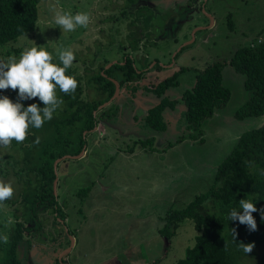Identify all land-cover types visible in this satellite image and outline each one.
<instances>
[{
  "label": "rangeland",
  "instance_id": "1",
  "mask_svg": "<svg viewBox=\"0 0 264 264\" xmlns=\"http://www.w3.org/2000/svg\"><path fill=\"white\" fill-rule=\"evenodd\" d=\"M127 1L43 0L36 31L2 50L0 60H6L12 55L19 58L25 48L44 46L53 54L54 63H59L56 50L70 47L76 55L70 70L83 78L86 101L100 98L88 87L85 75L90 69L97 71L104 59L111 61L108 68L122 60L124 53H131L143 74L142 87L156 85L181 68L186 69L179 77L180 86L164 95L178 101L175 111L165 112L169 123L166 133L146 126L148 111L162 98L145 88L133 96L124 92L123 87L112 103L100 108L97 130L84 132L87 145L83 156L61 158L58 162V202L68 226L63 230L52 213H41L39 220L44 228L26 235L27 242L20 249L22 264H177L200 233L193 220L187 219L176 231L168 232L171 239L162 236L168 210L182 209L206 192L214 182L218 165L236 146L241 134L264 126V117L235 119L249 93L244 88L245 76L229 66L224 70V83L231 90L232 99L205 126V143L187 141L169 147L185 132L183 96L194 86L196 70L230 60L239 48L260 42L264 37L259 38L264 29V0H133L130 4ZM139 7H150L155 15L150 25L144 16L137 23L143 31L144 25L153 28L147 30L151 32V40L144 39L139 51L133 52L127 27L134 17L130 15L127 20L128 15L123 17L122 13L127 9L134 16ZM57 11L87 12L91 23L74 32H63L54 23ZM111 17L116 19L107 21ZM38 99L20 103L26 107ZM112 111L117 114L114 120L102 118ZM152 137L156 139L157 152L140 145L134 148L135 141ZM9 153L8 147H2L0 161ZM16 159L18 164L14 159H4V173L0 175V180L13 185V200L18 197L20 175L25 174L20 173V157ZM86 187H92V191L84 202L78 192ZM19 206L0 205V236L9 238L16 224L14 207ZM38 227L31 223L26 231L33 232ZM68 232L71 239L65 236ZM263 255L264 245L254 247L241 263L260 264Z\"/></svg>",
  "mask_w": 264,
  "mask_h": 264
},
{
  "label": "trees",
  "instance_id": "2",
  "mask_svg": "<svg viewBox=\"0 0 264 264\" xmlns=\"http://www.w3.org/2000/svg\"><path fill=\"white\" fill-rule=\"evenodd\" d=\"M132 1L128 0L127 3L130 4ZM42 2L43 0H0V56L6 46L36 31ZM127 9L122 14L123 17L128 15L127 20H130V15L134 17L129 21L127 28L130 31L129 46L136 52L139 51L144 39L151 40V32L148 33L147 30L153 28V25L146 27L143 24V31L137 23H141L140 19L144 16L148 22L150 21V25L152 15L155 14L150 7L137 8L134 16L132 11L128 13ZM115 19L111 17L107 21L112 22ZM263 36L264 29L260 32L259 38ZM130 54L124 53L123 59L110 64V68L106 66L111 61L104 59L97 71L90 69L87 72L86 83L97 92L99 100H84L83 78L68 69L66 74L74 76L79 82L76 92L73 95L58 92V97L64 103L54 113L53 119L46 121L40 129L32 128L23 143L17 144L13 141L8 147L10 153L1 157V176L4 173L2 161L14 159L18 164L17 156L20 157L22 164L20 173L25 174L20 175L17 199L4 202L10 206L15 204L20 206L14 207L13 216L17 220V225L10 231L8 242L0 240V264H22L19 256L25 242V230L29 229L28 224L31 223L39 225L34 229V233L43 227L42 221L39 220L41 213L49 210L52 214L57 213L54 216L56 219H65L58 196L54 192V182L57 178L55 162L65 155L78 156L82 153L87 145L84 132H92L98 126L97 112L115 95L116 83L120 85V89L125 87L133 96L145 88L158 98H162L158 105L148 111L145 122L146 126L154 131L166 133L169 130L165 112L167 109L175 111L178 101L164 95L167 91L180 86L179 77L186 69L181 68L156 85L142 87L140 82L143 77L142 71L135 65L136 60ZM229 66L237 74L245 76L244 88L249 93L248 100L236 111L235 119L244 121L264 117L263 37L261 42L239 48L230 60L217 61L200 71L196 70V82L183 96L186 107L183 114L185 132L174 144L169 145L170 148L187 141L199 145L205 143V126L214 118L216 112L225 109L232 99V92L224 83V70ZM17 93L18 90H0V96L6 95L14 102H21L17 98ZM35 104L44 107L39 99ZM116 117L114 111L102 116L108 121ZM66 130H70L67 135ZM37 137L40 139L39 144L35 143ZM155 141L153 137L137 140L134 142V148L140 145L154 153L158 151ZM1 148L2 146L0 152ZM133 150L130 148L131 152H134ZM91 191L92 187L83 188L79 190L78 196L85 202ZM242 199L251 200L258 209L253 213L257 222L256 231H250L248 226L240 224L238 220L228 219L233 209L240 210L239 201ZM261 209H264V126L241 134L236 146L218 165L214 182L209 189L198 195L186 207L169 209L164 218L167 227L160 233L171 239L172 236L168 232L173 231L170 230L176 231L179 224L192 219L200 235L196 238L194 246L186 251L185 258L177 264H242L241 261L248 254L243 251L240 243L254 244L255 247L264 245V218L259 211ZM233 229L236 231V239ZM260 264H264V255L260 259Z\"/></svg>",
  "mask_w": 264,
  "mask_h": 264
},
{
  "label": "clouds",
  "instance_id": "3",
  "mask_svg": "<svg viewBox=\"0 0 264 264\" xmlns=\"http://www.w3.org/2000/svg\"><path fill=\"white\" fill-rule=\"evenodd\" d=\"M54 23L63 32H74L78 27L86 28L91 23V16L87 12L73 14L57 11ZM56 51L59 63H54L53 54L44 46L25 48L19 58L12 55L0 60V90H18L19 101L39 98L44 105L41 108L39 104L33 103L25 108L22 103L13 102L6 95L0 96V146L9 147L13 141L23 143L32 128H42L63 105L64 101L58 97V92L66 95L76 92L79 82L74 76L66 74L73 66L76 55L70 47L58 48ZM35 143H40L39 137ZM14 194L13 185L0 180V205L12 199ZM239 207L240 210L233 209L230 212L228 219L238 220L240 224L248 226L250 231H256L257 222L253 216L258 211L256 205L249 199H242ZM259 211L264 218V209ZM232 232L236 239L235 229ZM0 240L7 243L8 237L0 236ZM240 245L248 255L255 247L254 244Z\"/></svg>",
  "mask_w": 264,
  "mask_h": 264
},
{
  "label": "water",
  "instance_id": "4",
  "mask_svg": "<svg viewBox=\"0 0 264 264\" xmlns=\"http://www.w3.org/2000/svg\"><path fill=\"white\" fill-rule=\"evenodd\" d=\"M213 21V20H212ZM110 67H111V65H110ZM110 67H108V68H110ZM116 87H117V89H116V92H115V95L113 96V98L109 101V102H107V103H105L104 105H102L100 108L101 109H103V108H105V107H107L110 103H112L117 97H118V95L120 94V91H121V89H120V85L118 84V83H116ZM97 128V127H96ZM95 128V130H97ZM85 151H86V147L83 149V151H82V153L80 154V155H78V156H65V157H63L62 159H68V158H72V159H75V158H78V157H81V156H83V154L85 153ZM62 159H59V160H57L56 162H55V165H54V169H55V174H56V176L58 177V174H57V168H58V162L59 161H61ZM57 181H58V179L56 178V180H55V183H54V192H55V194L57 195ZM73 243H75V240L73 239ZM74 245V244H73ZM71 249V248H70ZM66 253H68V251L66 250Z\"/></svg>",
  "mask_w": 264,
  "mask_h": 264
},
{
  "label": "flooded vegetation",
  "instance_id": "5",
  "mask_svg": "<svg viewBox=\"0 0 264 264\" xmlns=\"http://www.w3.org/2000/svg\"><path fill=\"white\" fill-rule=\"evenodd\" d=\"M58 196V195H57ZM58 200H59V198H58ZM62 209H63V207H62ZM63 212H64V210H63ZM44 213H50V211L48 210V212L47 211H45ZM52 215H54V216H56L57 215V213H53ZM15 220H16V218H15ZM56 223L57 224H59V228H63V230L64 229H66V227L68 226V225H66V218L63 220V219H61V218H57L56 219ZM16 225H17V220H16V224H15V227H16ZM14 227V228H15ZM56 231L58 232V230L56 229ZM28 233H30V235H31V233H34V231L33 232H29L28 231ZM28 233H27V231L25 230V234H24V238H25V242H24V244L27 242L26 241V235H28ZM35 235V234H34ZM64 235H65V233H64ZM65 236H67V237H69L70 239H71V235H70V233L68 232V233H66V235ZM30 241V240H29ZM27 245V244H26ZM25 246V245H24ZM68 251V250H67ZM66 253V252H65ZM63 254L62 255V257H64L66 254ZM69 253V252H68ZM20 257V256H19ZM20 259H21V257H20ZM21 261H22V259H21Z\"/></svg>",
  "mask_w": 264,
  "mask_h": 264
},
{
  "label": "crops",
  "instance_id": "6",
  "mask_svg": "<svg viewBox=\"0 0 264 264\" xmlns=\"http://www.w3.org/2000/svg\"><path fill=\"white\" fill-rule=\"evenodd\" d=\"M124 92H126V90H124Z\"/></svg>",
  "mask_w": 264,
  "mask_h": 264
},
{
  "label": "built area",
  "instance_id": "7",
  "mask_svg": "<svg viewBox=\"0 0 264 264\" xmlns=\"http://www.w3.org/2000/svg\"><path fill=\"white\" fill-rule=\"evenodd\" d=\"M261 42V41H260Z\"/></svg>",
  "mask_w": 264,
  "mask_h": 264
}]
</instances>
